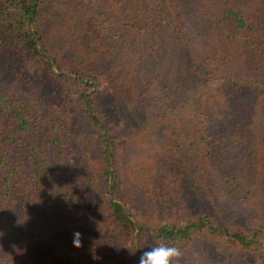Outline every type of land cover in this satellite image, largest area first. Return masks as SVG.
<instances>
[{
  "label": "trees",
  "instance_id": "1",
  "mask_svg": "<svg viewBox=\"0 0 264 264\" xmlns=\"http://www.w3.org/2000/svg\"><path fill=\"white\" fill-rule=\"evenodd\" d=\"M91 3L0 0V264H116L89 150L123 242L173 244L183 254L206 238L264 264V0ZM16 54L62 99L64 87L81 83L73 103L83 130L50 111L46 79H17L26 70H15ZM99 69L119 77L115 96L127 97L134 137H143L126 179L123 137L98 99ZM152 136L169 140L170 151L147 148ZM223 201L260 220L197 210ZM196 261L239 264L211 250Z\"/></svg>",
  "mask_w": 264,
  "mask_h": 264
},
{
  "label": "rangeland",
  "instance_id": "2",
  "mask_svg": "<svg viewBox=\"0 0 264 264\" xmlns=\"http://www.w3.org/2000/svg\"><path fill=\"white\" fill-rule=\"evenodd\" d=\"M68 5L71 10H75V8L80 6L81 3H85L90 7L94 5L91 3V0H67ZM99 23V28H107V23L103 19L97 20ZM23 55L16 54L15 61L17 63L15 70H19V67H23L26 71L21 72V76L17 78L20 81L27 80L28 83L35 82L37 79L43 81L46 79V84L44 85L47 101L49 103L50 111L59 113L61 117L74 127L83 130V113L78 110L75 105L74 101L75 98L78 96L79 88L81 87V83L78 84H71L65 88L66 95L69 96V100L67 98L62 99L61 92L53 86V80H50L47 76L46 78L43 77L42 70L36 69L31 65H24L22 61ZM19 64V65H18ZM99 76V95L98 99L100 103L107 108V110L112 112V123L117 128V132L119 135L123 137L119 144V162H118V170L123 179H126L127 176L130 175V170L134 165V159L143 153L144 145H143V137L136 138L134 137L135 133V122H133V114L131 113L132 109H129L130 102L128 101L125 95H118L115 96V92L117 89L112 84V79H119L113 78V73L110 70H103L99 69L98 71ZM3 71H0V80H3ZM67 83H64L66 86ZM211 88H219L220 83H210ZM72 107H75L74 109ZM129 125V126H128ZM126 137V138H125ZM151 140H155L154 142ZM89 142V140H88ZM169 143V140H164L163 138H157V136H152L147 142V148H152L155 146V149H161L164 151H170V148H167L165 145ZM88 149V148H87ZM86 161L90 166L91 175L94 177V181L98 187V200H99V211L102 214V222L103 226V235L107 236L110 239V243L112 246L113 256L115 259L116 264H137L138 261V253L143 250H146L152 246L157 244L149 243L147 248H143V250L139 249L136 244L132 242H123L120 237L117 236L115 232V227H113L109 222V216L107 214V201L108 198L104 194L103 190H99V184L101 182L99 178V159L97 156L94 155L92 151H88L85 155ZM132 181H133V177ZM204 204V203H203ZM222 205L219 206L214 204L215 206H209L207 209L204 207L198 206L197 210L199 212L207 211L209 213L218 214L220 218H224V216H232L234 219L242 220L247 223V225L251 226L258 222L260 218L257 215H251L246 210L240 209L239 206H233L225 201L221 203ZM143 210L137 209L136 217L139 221L143 222L146 216H143ZM102 226V227H103ZM136 248V249H135ZM137 250V253H135ZM205 250L215 251V253H219L225 256H233L234 262L239 264H262V259L248 257V259H242V256L233 254L225 248L218 244L217 242H213L209 239L203 238L202 240H198L195 242V245L191 250L183 253L179 258L176 260V264H195L197 263L198 255L204 253ZM198 264V263H197Z\"/></svg>",
  "mask_w": 264,
  "mask_h": 264
},
{
  "label": "clouds",
  "instance_id": "3",
  "mask_svg": "<svg viewBox=\"0 0 264 264\" xmlns=\"http://www.w3.org/2000/svg\"><path fill=\"white\" fill-rule=\"evenodd\" d=\"M82 233H73V246H82ZM182 255L178 246L160 243L140 252L137 264H176L177 258Z\"/></svg>",
  "mask_w": 264,
  "mask_h": 264
}]
</instances>
